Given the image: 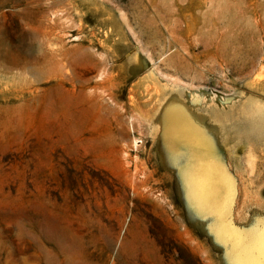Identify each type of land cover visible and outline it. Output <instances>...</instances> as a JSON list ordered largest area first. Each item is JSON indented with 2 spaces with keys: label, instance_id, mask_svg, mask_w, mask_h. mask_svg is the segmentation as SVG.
<instances>
[{
  "label": "rangeland",
  "instance_id": "374dc122",
  "mask_svg": "<svg viewBox=\"0 0 264 264\" xmlns=\"http://www.w3.org/2000/svg\"><path fill=\"white\" fill-rule=\"evenodd\" d=\"M1 1L74 84L30 106L0 68V264L32 213L90 264H264V0Z\"/></svg>",
  "mask_w": 264,
  "mask_h": 264
},
{
  "label": "bare ground",
  "instance_id": "6f19581e",
  "mask_svg": "<svg viewBox=\"0 0 264 264\" xmlns=\"http://www.w3.org/2000/svg\"><path fill=\"white\" fill-rule=\"evenodd\" d=\"M4 3L5 1L0 0V8L4 6ZM3 20L1 19V21ZM37 26V29L39 30L38 23ZM54 29L55 27L46 24L44 30H39L40 32L35 31L33 33L31 30L29 33L28 31L25 41L29 42L25 45H21L20 43L17 45H10L0 41V68L11 75L9 77L12 81L24 80L25 82L29 83V87L31 88H28L26 96H28L30 106H32L36 100L34 96L35 92H39L42 104L44 102V104L48 106L50 96L52 93L58 90L57 88L59 85L60 87H63L62 84L70 83L68 84L70 86L71 83L74 84V74L71 72V68L74 64L72 55L70 54L69 56V53H67L68 51H64L63 46L60 44L59 46L48 45L47 47H44V42L57 40V38L53 36ZM51 37H53V39H51ZM57 37L59 36L57 35ZM41 38L42 41H40ZM26 74H34V81L28 80V76ZM35 82L40 83L39 90L37 87H33ZM96 90H99V87ZM75 95L76 94H74V97H76ZM19 228H21V230H19ZM68 231L60 228L56 222H50L43 218H37L32 213V215L29 216L26 225L19 226L14 230L13 239L11 242V263L29 264V261H33V264H90L87 259V255H85V252H83L81 247L82 245L80 244L81 242H74L69 235L70 232ZM18 233L23 234L24 247H26L28 251H33L31 255H25V253L22 252L18 241ZM237 263L247 264L241 261H238Z\"/></svg>",
  "mask_w": 264,
  "mask_h": 264
}]
</instances>
